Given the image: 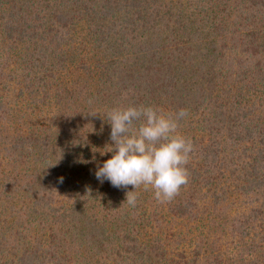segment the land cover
<instances>
[{
  "label": "trees",
  "instance_id": "1",
  "mask_svg": "<svg viewBox=\"0 0 264 264\" xmlns=\"http://www.w3.org/2000/svg\"><path fill=\"white\" fill-rule=\"evenodd\" d=\"M130 106L188 111L170 202L95 178ZM218 218L264 243V0H0V264H216Z\"/></svg>",
  "mask_w": 264,
  "mask_h": 264
},
{
  "label": "clouds",
  "instance_id": "2",
  "mask_svg": "<svg viewBox=\"0 0 264 264\" xmlns=\"http://www.w3.org/2000/svg\"><path fill=\"white\" fill-rule=\"evenodd\" d=\"M187 116L186 109L166 115L152 106L107 111L104 117L113 141L107 151L113 154L98 167L95 178L118 189L132 186L125 201L130 207L136 206L134 193L141 185L153 190L157 202H170L189 179L186 166L194 145L190 138L176 134ZM134 122H139L136 130H132Z\"/></svg>",
  "mask_w": 264,
  "mask_h": 264
},
{
  "label": "rangeland",
  "instance_id": "3",
  "mask_svg": "<svg viewBox=\"0 0 264 264\" xmlns=\"http://www.w3.org/2000/svg\"><path fill=\"white\" fill-rule=\"evenodd\" d=\"M251 203L247 205V208L254 207ZM242 211H247L246 208H243L242 206L236 207L232 210V215L236 214V212H241ZM219 219V218H218ZM220 224V227H216L215 229V238H219L220 240L217 241V244L215 246H210L213 245V241H216L215 238H209L210 239V244L209 245H204V251L205 254L201 255L204 260L206 259L207 255L209 256L208 259L214 260L218 259L216 264H224L223 261L227 260V256H231L234 259H241V256L244 255V259H246L248 262L257 259L256 256L260 253V250L264 249V243L259 245L257 242L253 243V233L254 230L256 229H261L258 227H254L248 234H246L247 230L244 232H241V229H238V223L237 221H232V220H224V219H219L218 220ZM248 228L251 229L250 225H248ZM220 229V230H217ZM222 230V231H221ZM241 234H244L245 238L241 239ZM199 237H197L196 232L189 235V238L186 239L187 243L185 242L184 245L188 247V253L191 250V252L195 251L196 248L198 247L197 244L199 243ZM190 240V242L188 241ZM192 242H196L197 244H192ZM196 247V248H194ZM201 250L200 254L204 252ZM192 252V254H193ZM192 256H189L188 260L185 262H182L181 264H189L192 260ZM206 261V260H205Z\"/></svg>",
  "mask_w": 264,
  "mask_h": 264
}]
</instances>
